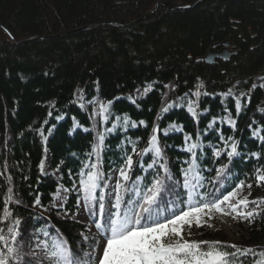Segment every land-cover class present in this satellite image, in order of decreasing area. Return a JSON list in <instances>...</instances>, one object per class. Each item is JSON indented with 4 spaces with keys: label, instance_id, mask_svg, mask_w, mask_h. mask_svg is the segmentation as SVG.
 <instances>
[{
    "label": "trees",
    "instance_id": "trees-1",
    "mask_svg": "<svg viewBox=\"0 0 264 264\" xmlns=\"http://www.w3.org/2000/svg\"><path fill=\"white\" fill-rule=\"evenodd\" d=\"M198 2L0 0V229L9 246L17 247L9 240L14 234L26 249L35 240L51 248L62 240L74 253L90 251L95 241L84 240L87 227L63 218L54 209V196L61 184L72 190V180L79 179L86 166L100 173L103 187L97 195H103L109 173L124 168L127 156L134 160L130 185L142 179L146 188L161 178L166 189L172 188L161 193L160 211L167 216L175 200L187 201L184 172L193 165L205 178L200 193L207 200L221 198L241 182L250 188L252 199L259 195L264 93L254 81L264 77V0ZM158 3L151 17L130 25ZM189 5L195 7L180 9ZM83 27L90 28L73 32ZM226 40L233 43L236 55L212 65L199 61L212 45ZM139 89L149 91L133 101ZM241 91L245 95L239 106ZM102 101L110 104L104 126L98 106ZM192 103L195 117L186 110ZM227 115L235 122L233 129L218 124ZM115 123L118 127L107 134L103 146L102 132ZM172 125L182 132L166 135ZM257 128L260 138L253 136ZM154 130L161 158L148 156L140 169L138 161ZM187 138L196 143L229 139L240 155L215 156L199 147L193 157L184 151ZM47 151L51 168L62 167V181L43 174ZM221 168L225 171L218 176ZM79 198L72 194L68 211ZM129 198L133 196L125 193V201ZM91 208V217L98 221ZM241 227L248 237L243 246L225 249L235 253L229 256L230 264H256L264 258V245H259L264 242V211ZM184 237L230 245L225 235L208 226H185ZM5 257L10 264H20L11 255Z\"/></svg>",
    "mask_w": 264,
    "mask_h": 264
},
{
    "label": "snow or ice",
    "instance_id": "snow-or-ice-1",
    "mask_svg": "<svg viewBox=\"0 0 264 264\" xmlns=\"http://www.w3.org/2000/svg\"><path fill=\"white\" fill-rule=\"evenodd\" d=\"M102 107L104 111H107L106 106ZM189 110L195 115L194 109L190 108ZM155 131L157 130H154L150 141L151 146L146 151H151L160 157L161 150ZM256 134L254 133V135ZM100 140L102 142L103 137ZM197 147V144H191L188 148V151L193 153V157H195L194 150ZM220 154V150L215 152L216 156ZM234 154H236L235 143L232 144L231 151L227 155L231 157ZM132 165V157L127 156L124 168L119 169L121 180L113 187L114 200H109L107 221L106 223H96V228L104 238V245L100 248L99 254L96 251L99 241H95V246H90V251L81 250L80 253H74L67 246V242L61 240L53 244L54 250L51 252V256L54 258L55 264H230L229 256H235V253H230L225 249L236 248L235 245H223L219 241H190L184 237L185 226L190 228L193 223L200 225L204 216L212 218L213 211L225 214L236 213L243 219H249L253 217V211H238L241 205L244 208L248 207L247 200L242 199L233 203L237 196L235 190L222 195V198L205 199L197 191L203 186L202 178L193 165L185 170L182 185L187 194V210L173 212L170 217L162 218L160 213L161 193L171 191L172 188L166 189L164 180L161 178L154 179L151 186L146 187L143 192L139 186H136L132 189L135 198L125 201L124 195L130 189L124 182L130 179L129 173L132 170ZM152 166L149 165V167ZM162 167H164V173L167 176V167ZM224 171L223 168L217 170V175H222ZM168 179L171 177L168 176ZM257 180L264 182V174H259ZM81 184L85 202L95 208L94 215H98L103 220L105 197L97 195V190L103 187L100 173L95 171L88 173ZM239 187H243V182ZM17 223L19 222L17 221ZM9 232L11 233L12 229H9ZM12 238L14 241V234ZM88 239L87 236L84 237L85 241ZM0 242H4L3 249H0V264H10L9 260L4 257L12 255L15 249L6 242L3 229H0ZM236 251L245 250L236 249ZM246 251L250 252L251 250Z\"/></svg>",
    "mask_w": 264,
    "mask_h": 264
},
{
    "label": "rangeland",
    "instance_id": "rangeland-1",
    "mask_svg": "<svg viewBox=\"0 0 264 264\" xmlns=\"http://www.w3.org/2000/svg\"><path fill=\"white\" fill-rule=\"evenodd\" d=\"M254 87L260 88L264 93V77H258L254 81ZM148 91H149L148 89L137 90L134 93V95L132 96L133 101H138V100L144 98L147 95ZM235 91L236 90L233 89L230 91V93L232 95H234ZM239 94L240 95H239V97H237V99H238V105L241 106L242 96L245 95V92L241 91ZM78 96L79 97L81 96V91H78ZM224 97L225 96L223 95V98ZM95 103H96V101H94L92 104H95ZM98 106H99V111H100L101 122L103 123V126H104L108 123L107 114L109 112L110 104L106 101H102L98 104ZM102 106H106L107 111H104V108ZM190 108L194 109L195 115H196V104L192 103V104H187V106H186V110L190 114V116L195 117V115H193L192 112L189 110ZM215 123H216V121H213L209 125V127L212 128L215 125ZM218 124L220 126L224 125L226 127L232 128V129L235 127V122L228 115L225 117V119L223 121H221V120L218 121ZM117 127H118V123H115L111 129L104 130L102 132V137H103L102 145L103 146H104L105 140L107 138V134L113 133L114 129ZM133 127H136V125H133ZM76 129H80V128L78 126H76ZM173 132L181 133L182 131L180 128H178L174 125L170 126L167 130L164 131V133L166 135H169ZM254 133H257V134L254 135ZM218 135H220V131H218ZM260 135H261V129L260 128L255 129L253 132V136L255 138H260ZM157 141H158V138H157ZM191 144H197L198 145L197 148L200 147L201 149H207V150L211 151L213 155H215V152L217 150H220L222 155H224V154L227 155V153L231 151V146L233 143L231 142V140L225 139V138H221L219 141H210V142L200 141L199 143L194 142L191 138H187L185 140V147H184L185 152L191 153L188 151V148ZM158 145L160 148L159 141H158ZM150 146L151 145H149V147L147 149H149ZM147 149H145L143 154L140 156V160L138 161L140 169H144V160L148 156L152 155L155 159L161 158V156L157 157L151 151H146ZM160 150H161V148H160ZM134 151H135V149H134ZM161 155H162V153H161ZM234 155L239 156L240 154H237V152H236V154H234ZM132 160H133V157H132ZM50 162H51V153L49 151H47L46 157L42 163L43 174L44 175H52V176L56 177L59 181H62V179H63L62 171H61L62 167H60L59 169L53 170L50 166ZM133 166H134V160H133L132 169H133ZM94 171L97 172L94 169V167L86 166L84 168V170L82 171L80 178L72 180L74 183V187L72 190H68L65 186H63L61 184L57 190V193L54 196V209L61 211V216L63 218L71 219V220L80 222L81 224L85 225L87 227V233H86L87 237L89 239H94V241H99V246H96L97 254H99L100 248H102L104 245V238H103V234L96 228V223H104V221L100 220V219L98 221H95L91 217L92 208L90 209V206L85 202V200L83 198L84 192L82 190V184H81V182L84 179H86L87 174L90 172H94ZM260 174H264V172H261ZM199 175L202 178L201 184L204 186L205 178L201 174H199ZM168 176H170L172 179L171 173H168ZM120 180H121V178L119 176V170L117 168H115L109 173L108 180H107L106 184L104 185L103 195H104L105 199L103 202L105 204L104 216L106 217V221H107V215H108V209H109V200H114L113 187ZM121 182H123V181H121ZM124 183H126V186L130 189L126 194L132 195L133 199L135 197L133 195L132 189H134L136 186H139L141 192H143L146 189L145 187L142 186L143 185L142 179L137 181V185H133V184L130 185L129 181L124 182ZM203 186L198 188L197 191L201 192L203 189ZM257 186L260 190V193H259V195H257V197L255 199L251 198L252 192H251L250 188L239 187V185H238L236 187V189H234L237 193V196L233 200V203H236L238 200H242V199H246L248 202L247 208H244L243 205H241L240 208L238 209V211H243V212L253 211L254 214L257 212H260V211H264V182H260L257 180ZM184 191H186V190L184 189ZM73 193L80 195V198L78 199V202L75 205L74 210L68 211L67 206L69 203V199L71 198ZM187 206H188V201H183L181 198L178 200H175L174 204L171 205V207H170L169 216H167L166 212H164L162 210V211H160L161 217L162 218L163 217H170L173 212L178 213L180 210H187ZM49 211H51V210H47L46 212H49ZM246 220H248V219H243V218L237 216L236 213L225 214V213L213 211L212 218H209L208 216H204L202 219V223L200 225L193 223L191 226H194V225H196V226H208L212 230L221 232L223 235H225L226 241L228 244L235 245L236 247H240V246L244 245V241L248 237L247 236V230L245 229L246 227L245 228L241 227V224H244L246 222ZM9 240H13V238H11ZM190 241H207V242H210L209 240H203L202 238H193ZM6 242H8V240ZM12 242L15 243V245L17 246L16 248L14 246H11V247H14V249H15V252L11 256H13L16 263H20V264H25V263H27V264H55L54 258L51 256V252L54 249L51 248L50 246H48L47 243L40 241V240H35L34 245L27 246V249H26L22 244H20L17 241L16 238ZM259 245H264V242H261ZM257 246H258V244H255L252 247H257ZM4 258L6 259V257H4ZM256 264H264V258L260 259V261Z\"/></svg>",
    "mask_w": 264,
    "mask_h": 264
},
{
    "label": "water",
    "instance_id": "water-1",
    "mask_svg": "<svg viewBox=\"0 0 264 264\" xmlns=\"http://www.w3.org/2000/svg\"><path fill=\"white\" fill-rule=\"evenodd\" d=\"M203 0H199L198 4L201 3ZM161 3H158L150 12H148L147 14H145L144 16H142L141 18L133 21L130 25H134L137 24L141 21H144L145 19L151 17L158 9L159 5ZM193 7H195V5H189V6H185V7H181L180 9L182 10H189L192 9ZM114 26H121L119 24H115V23H111ZM90 27H83V28H79L77 30H74L73 32H80V31H84L89 29ZM11 37L13 38V40L19 44V42L11 35ZM34 40L29 39L26 42L32 41ZM219 48V49H218ZM218 49V50H217ZM237 51L234 49V45L230 40H226L223 43H216L214 45H212L210 47V49L208 50L207 54L200 58L199 61L200 62H206L209 65H212L216 62L217 59H221L224 61H228L232 55H236Z\"/></svg>",
    "mask_w": 264,
    "mask_h": 264
}]
</instances>
